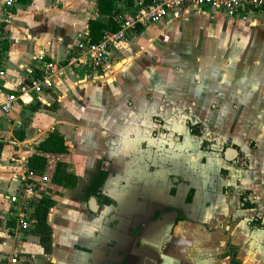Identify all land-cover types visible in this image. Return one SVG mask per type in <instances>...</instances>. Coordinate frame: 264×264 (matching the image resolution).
<instances>
[{
    "label": "crops",
    "instance_id": "obj_1",
    "mask_svg": "<svg viewBox=\"0 0 264 264\" xmlns=\"http://www.w3.org/2000/svg\"><path fill=\"white\" fill-rule=\"evenodd\" d=\"M119 4V0L113 2L114 11ZM106 18L107 14L97 9V0H14L10 6L0 0V47L6 51L2 60L4 84L8 89L16 87L23 75L21 65L34 62V55L63 59L69 48L88 34V19ZM219 44L224 45L220 50ZM109 57L112 67L105 75L84 78L80 70L66 67L46 103L17 100L7 115H0V129L9 133L7 141L0 138V208L6 204L2 194L12 186L10 169L26 162L27 156L36 152L34 146L51 128L62 134L67 145L68 152L58 155L59 158L76 175L72 187L52 182L55 157L47 155L42 172L47 174L44 184L54 199L46 213L51 229L50 251L42 250L32 230L15 241L6 230L8 221L2 209L0 251L15 247L33 264H115L123 256L125 264H232L233 251L242 264H264V14L229 15L220 9L170 13L160 21L131 31L110 50ZM73 85L77 86L76 97L69 93ZM145 91H150L148 97ZM211 91H224L229 97L222 93L216 98L209 96L207 108L219 111L228 106L234 117L245 118L243 127L248 134L244 143L229 133L217 146L220 149L226 141L237 145L239 164L233 158H224L218 150L200 147L203 140L205 145L215 143L213 137L205 135L209 126L201 118H190L182 109L195 104L197 95H209ZM188 92L190 98L185 97ZM143 102L164 106L170 114L180 110L184 130L167 131L176 132L178 142L187 132L191 134L186 121L201 122L204 129L191 135L201 138L198 144L205 162L208 154L215 156L219 182L209 184L203 169L198 172L199 185L178 171L165 170L162 192L168 199L157 202L159 199L143 193L141 186L133 187V206L144 203L145 212L142 215L131 208L127 218L109 189L114 172L108 165L114 158V147H120L116 129L133 122L131 112ZM150 111L158 114V120L149 119V129L155 125L171 129L168 117ZM182 114L190 120L182 119ZM234 125L231 122L230 126ZM15 130L23 131L22 139L15 137ZM69 143L80 144L76 153ZM89 149L107 156L106 168L93 169L95 172L81 196H77L71 193L78 181L77 170L90 169L89 165L78 168L77 162L93 159ZM155 168L147 169L148 174ZM220 168L225 169L224 174H220ZM98 170L105 171L98 189L114 202L97 210L95 198L84 196L83 192ZM168 175L174 179L170 186ZM190 187L191 196L186 200ZM226 187L230 189L224 190ZM243 190H247L245 198L253 206H240ZM177 212L184 218L172 226ZM254 217L260 227L248 226Z\"/></svg>",
    "mask_w": 264,
    "mask_h": 264
},
{
    "label": "built area",
    "instance_id": "obj_2",
    "mask_svg": "<svg viewBox=\"0 0 264 264\" xmlns=\"http://www.w3.org/2000/svg\"><path fill=\"white\" fill-rule=\"evenodd\" d=\"M14 0H2L10 6ZM114 19L117 28L104 30L97 40L86 36L78 39L63 59L46 58L41 54L33 56L34 62L22 66L23 75L16 87L8 89L4 84L5 70L2 60L6 54L0 47V115H7L17 100L27 99L46 103L51 92L56 91L66 67L81 71L82 77H97L112 67L109 57L111 49L124 41L126 36L138 27L160 21L170 13L220 9L229 15L263 13L264 0H119ZM6 17H4L5 19ZM47 174H36L26 162H20L10 169L9 182L12 186L2 194L5 201L3 210L8 221L6 230L15 241L23 239L35 224L34 207L41 195L48 191L44 181ZM0 264H33L22 252L11 247L0 251Z\"/></svg>",
    "mask_w": 264,
    "mask_h": 264
},
{
    "label": "rangeland",
    "instance_id": "obj_3",
    "mask_svg": "<svg viewBox=\"0 0 264 264\" xmlns=\"http://www.w3.org/2000/svg\"><path fill=\"white\" fill-rule=\"evenodd\" d=\"M201 23L202 25L206 23V19L204 17L202 18ZM206 37L207 36L205 35L202 40L203 43L206 42ZM223 46L224 45L219 44L218 50L222 49ZM216 48L217 44L215 45V49ZM203 49L206 50L205 47ZM76 87V85H73V88L69 89V93L74 97L78 96V90ZM137 92L143 93V91ZM223 92L224 91H216L215 93L211 91L209 95L206 92H203L201 93H205L203 97L200 98L201 94L197 95L195 104L182 107L184 112H186L190 118H201L208 124L209 130L205 135L208 134L213 137L215 143L213 145V143L211 144L208 141L209 143L205 145V148L213 151L218 150L219 153L220 149H217V146L229 133L235 136L242 144L244 143L243 140L245 135L248 134V130L243 127L245 118H243L242 115H239L237 118L236 116L234 117V114L229 112L231 110L230 107L227 106L225 110H214L215 112L212 111L210 107L207 108L206 102L210 98L209 96L216 98L221 96L218 94H224ZM145 93L148 97L150 91H145ZM190 93L191 92H188L185 97L189 96L190 98ZM224 95V97H229L227 92ZM199 98L200 102L198 103L197 100ZM55 105L59 106L60 104L55 102ZM152 109L157 111L162 116L168 117L167 124L171 126V129L162 128L161 126L156 125L149 129L151 125L149 119L158 120V114L150 111ZM166 109L167 108H164V106H160L153 102L139 103L135 110H132L131 112V116L134 118V121L130 122L128 125H121L116 129L119 132L117 134L119 135L118 142L120 147H114V158L108 165V168L114 172L113 178L110 176L109 189L118 199L120 206L123 207L127 218L130 217V213L128 212L130 210L134 209L133 211L142 215L145 212L144 203H135V206H133V201L131 200L132 193L130 192L133 187L141 186V191L148 196L151 195L152 197H155L154 199H159L157 202L168 199V197H165V194L162 192V185L164 182L163 175L165 170L178 171V173H181L183 176L190 179L194 185H199L201 184V180L198 179V172L200 169H203L205 171V175L209 177V184L210 182L213 184H217V182H219L215 171L217 165V160L214 158L215 156L208 154V158L205 162L204 154H202L203 152L199 149L198 144L201 138L198 139L199 137L196 135H191L187 132V135L183 137L180 142H178L180 137L176 132L180 133L184 130L179 116L180 110L170 114ZM186 114H182V119H189L185 116ZM231 122L235 123V125L230 126ZM201 126L203 130L204 127L202 124ZM172 129L176 132L170 133ZM8 136L9 133L7 129H0V138L7 141L6 139ZM151 137H154L156 140ZM161 137L164 139H161ZM142 138L144 139L138 141ZM69 144L70 147H72V151L76 153L77 146L80 144ZM93 144H91L90 147ZM74 146L75 149H73ZM165 148H167V151L164 150ZM89 151H91L90 155H94L91 161L87 162L79 160L77 162L78 168H80L81 165H89L90 167V169L81 168L82 170H77V172H79L78 181L75 188L71 190V193L76 194L77 196H81L83 187L95 172L93 169L102 166L106 168L105 160L107 156H101V154L98 155L96 154L97 152H94V150L89 149ZM239 155L240 154L237 153V157L233 159L234 163H240L241 159L238 158ZM147 159L151 160L152 163L149 160L145 163ZM202 162L205 163L201 164ZM154 166H156L155 171L152 172V174H148L147 169H151ZM106 170L109 172V169ZM121 180H124V182H120ZM173 180L174 179L168 175L167 186H170V183L174 182ZM145 189L148 192H145ZM136 215L140 216L139 214Z\"/></svg>",
    "mask_w": 264,
    "mask_h": 264
},
{
    "label": "trees",
    "instance_id": "obj_4",
    "mask_svg": "<svg viewBox=\"0 0 264 264\" xmlns=\"http://www.w3.org/2000/svg\"><path fill=\"white\" fill-rule=\"evenodd\" d=\"M116 0H97V9L101 13L107 14V18L104 21H100L97 19H88V34L87 37L91 40H97L104 30H114L117 28V22L114 19V14L117 12L113 7V2ZM139 29V27H138ZM186 125L188 127V131L191 134H199L202 130V126L199 122L190 123L186 121ZM15 137L18 139H22L24 134L22 130L13 131ZM1 140V139H0ZM206 141L203 140L201 142L200 147H205ZM2 145V141H0V147ZM36 152H32L26 158V165L29 169L33 170L36 174H40L43 170L44 164L46 162L47 155H53L55 157L54 167L51 172L50 180L58 185H62L65 187H72L76 183V175L67 169V162L64 159L59 158L58 155H62L67 153V145L64 142V138L62 134L56 129L51 128L47 131L46 135L34 146ZM237 153L240 154L237 145L233 143H229L228 141L224 142L220 148V154L226 159H232L237 156ZM220 174L225 173V169L220 168ZM105 176L104 170H98L97 173L92 178V181L87 186L86 190H84V196L92 195L97 204V210L103 204L113 203V199L107 195L102 194L98 187L101 185L103 178ZM230 188L226 187L224 190H228ZM192 188L190 187L186 193L185 199L189 200L191 196ZM247 190H243L240 195V206L241 207H251L253 203L245 198V194ZM54 204V199L47 195H41L37 204L34 207V217L35 224L32 228V232L37 235L38 243L41 246L44 252L50 251V225L46 220V213L48 208ZM184 216L179 212L176 213L172 226L180 219H183ZM249 227H260L256 218H252L248 222ZM233 249V247H232ZM232 264H242L240 260H238L234 256V252L232 251L230 255ZM126 257L123 256L122 259L115 264H125Z\"/></svg>",
    "mask_w": 264,
    "mask_h": 264
},
{
    "label": "water",
    "instance_id": "obj_5",
    "mask_svg": "<svg viewBox=\"0 0 264 264\" xmlns=\"http://www.w3.org/2000/svg\"><path fill=\"white\" fill-rule=\"evenodd\" d=\"M114 66H116V65H114ZM105 74H106V72H104L103 74H101V75H98V76L100 77V76H102V75H105Z\"/></svg>",
    "mask_w": 264,
    "mask_h": 264
},
{
    "label": "flooded vegetation",
    "instance_id": "obj_6",
    "mask_svg": "<svg viewBox=\"0 0 264 264\" xmlns=\"http://www.w3.org/2000/svg\"><path fill=\"white\" fill-rule=\"evenodd\" d=\"M236 157H237V156H235L234 158H236ZM234 158H233V159H234Z\"/></svg>",
    "mask_w": 264,
    "mask_h": 264
}]
</instances>
